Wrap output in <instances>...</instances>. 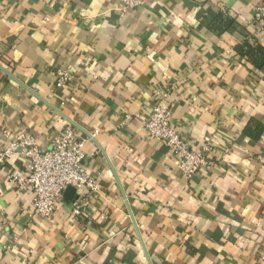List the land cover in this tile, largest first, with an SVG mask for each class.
<instances>
[{"label":"crops","instance_id":"0c3cea01","mask_svg":"<svg viewBox=\"0 0 264 264\" xmlns=\"http://www.w3.org/2000/svg\"><path fill=\"white\" fill-rule=\"evenodd\" d=\"M139 1L0 0V153L73 121L99 180L81 215L78 190L46 220L0 156V264H264V65L236 48L264 47L260 0ZM158 103L188 149L210 144L208 169L186 179L146 135Z\"/></svg>","mask_w":264,"mask_h":264},{"label":"built area","instance_id":"2783aa9c","mask_svg":"<svg viewBox=\"0 0 264 264\" xmlns=\"http://www.w3.org/2000/svg\"><path fill=\"white\" fill-rule=\"evenodd\" d=\"M119 1L123 12L141 4L139 0ZM253 20H264V0H260L255 7ZM54 75L55 88H63L73 78L68 69H57ZM161 96L166 99L168 93L162 92ZM172 116L170 104L158 103L144 125V132L148 137L162 141L179 157L177 167L188 179L212 164L208 158L211 146L208 143L197 150L188 149L172 122ZM128 119L129 116L125 121ZM3 136L7 137L8 132H3ZM13 136L0 156L3 160L17 158L24 164V172L14 171L8 180L17 190L31 195L33 214L46 220L52 219L56 207L63 202L65 190L71 186L75 192H85V195H77L72 200L71 214L81 215L89 195L97 192L99 183L98 176L90 174L84 165L83 149L91 135L69 121L54 134L48 148L40 147L36 137L28 131L19 130Z\"/></svg>","mask_w":264,"mask_h":264},{"label":"trees","instance_id":"16d2710c","mask_svg":"<svg viewBox=\"0 0 264 264\" xmlns=\"http://www.w3.org/2000/svg\"><path fill=\"white\" fill-rule=\"evenodd\" d=\"M229 24L234 25V22L231 21ZM237 50L241 52L242 55H246L247 58L250 60L253 66L257 68H261L264 65V47L259 44H249L247 42L238 45Z\"/></svg>","mask_w":264,"mask_h":264},{"label":"water","instance_id":"95a60500","mask_svg":"<svg viewBox=\"0 0 264 264\" xmlns=\"http://www.w3.org/2000/svg\"><path fill=\"white\" fill-rule=\"evenodd\" d=\"M74 192H75V189L73 187L69 186V188H67L63 194L64 195V202L69 203L74 196Z\"/></svg>","mask_w":264,"mask_h":264}]
</instances>
